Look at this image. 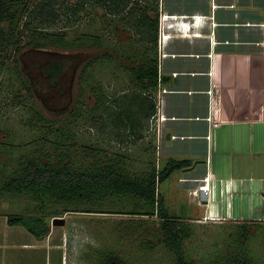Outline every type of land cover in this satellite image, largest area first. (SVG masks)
Listing matches in <instances>:
<instances>
[{"label":"rangeland","instance_id":"rangeland-1","mask_svg":"<svg viewBox=\"0 0 264 264\" xmlns=\"http://www.w3.org/2000/svg\"><path fill=\"white\" fill-rule=\"evenodd\" d=\"M197 1L159 0V58L186 50L181 41L190 35L203 37L196 31L199 16L190 19L179 15L193 10L199 5ZM235 1L236 5L229 7L240 14L224 15L237 23L222 30L224 38L237 28L242 41H258L260 31L252 30L246 35V26L238 23H245L246 16L264 13V0ZM20 14L12 28L20 34L21 47L9 48L0 58V188L19 159L33 154L51 159L63 154L77 169L104 167L115 160L134 176L146 175L154 166L162 170L152 139L153 124L150 126L145 120V128L139 125L136 130L142 136L135 138L130 134L131 128L116 124L112 114L122 105V96L136 89L127 65L131 64L132 55L139 60L143 49L139 36L126 20L109 15L99 6L88 7L77 18L63 16L45 30L53 39L61 35L63 42L34 47L30 44V30L23 26L27 13L23 10ZM151 14L155 15L152 11ZM5 26L9 27V23ZM60 60L67 65L54 84L40 65ZM90 61L93 63L89 72L83 73ZM174 63L165 66L173 70ZM167 86L162 88L165 94L172 90ZM211 89L213 93L215 85ZM101 92L103 106L96 112ZM160 94L161 91L158 99ZM159 117L160 113L157 123ZM172 179L160 183L159 192L166 198L170 214L189 223L190 236L184 242V250L191 263L264 264V212L258 208L259 202L252 214L261 219L206 220L198 210L180 207L184 199L173 189ZM44 202L42 206L26 194H0V235L8 232L5 235L9 244L0 251V257L5 256L0 258V264H101L108 253L117 254L125 264H176L173 252L162 242L161 219L131 213L140 203L137 198L113 196L79 205L53 199ZM243 204L239 194L231 206L227 201L225 216L232 217L234 210L236 217L252 218L247 208L241 211ZM89 207L94 211L83 210ZM10 213L42 214L51 226L52 245L22 247L23 242H33L35 238L23 226L9 225L6 229L5 219ZM56 217L64 218L65 223L52 225ZM247 253L249 259L244 258Z\"/></svg>","mask_w":264,"mask_h":264},{"label":"crops","instance_id":"crops-1","mask_svg":"<svg viewBox=\"0 0 264 264\" xmlns=\"http://www.w3.org/2000/svg\"><path fill=\"white\" fill-rule=\"evenodd\" d=\"M197 2L199 5L193 10L179 15L190 19L199 16L196 31L203 37L190 35L181 41L186 50L159 58L160 75L168 80L160 85L161 117L152 133L158 167L162 164L164 168L170 159L192 161L191 166L176 170L168 179L173 178V189L183 196L180 207L198 210L201 218L261 219L255 218L252 210L259 202L258 208L264 212V13L246 16L245 23H238L246 26V35L252 30L260 31L258 41H242L237 28L227 38L222 32L237 24L231 18H223L240 14L229 7L236 5L235 0ZM168 62H175L173 70L165 66ZM213 85L216 90L209 93ZM166 86L172 89L167 94L162 92ZM210 113L217 116L221 125L209 142L206 117ZM208 184L209 196L205 203L199 204L194 191ZM238 194L244 203L241 211L247 208L252 218L236 217L234 210L232 217L225 216V203L228 201L231 206ZM5 221L6 229L12 226ZM51 232L42 239L30 232L35 241L23 242L22 247L38 249L45 244L49 247ZM5 234L0 235V251L9 246Z\"/></svg>","mask_w":264,"mask_h":264},{"label":"trees","instance_id":"trees-1","mask_svg":"<svg viewBox=\"0 0 264 264\" xmlns=\"http://www.w3.org/2000/svg\"><path fill=\"white\" fill-rule=\"evenodd\" d=\"M71 1L0 0V58L4 57L9 48L21 47L20 34L12 28V24L20 18L23 10L27 13L23 26L30 30L32 35L30 44L34 47L63 42L61 35L53 39L45 30L56 25L63 16L77 18L79 13L88 7L99 6L109 15L126 20L127 25L139 36L143 49L140 59L137 60L136 56L132 55L131 64L127 65L136 89L122 96V105L119 104V110L113 111L112 114L115 115L113 118L116 124L120 122L131 128L130 134L139 138L142 135L136 130L139 125L143 126L145 120H149L150 126L151 124L153 127L156 126L160 85L168 80L167 77L160 75L159 0H77L73 4ZM31 3L32 7L28 8ZM151 11L155 15H152ZM7 23L9 27L6 28ZM92 63V61L86 63L83 73L89 72ZM66 65L65 61L60 60L42 64L40 67L56 84L60 72ZM80 80L83 82L85 79L82 77ZM103 94L101 92L98 96V106L94 108L96 112L103 106V97L101 98ZM124 139L127 140V136ZM62 156L63 154L52 159L36 154L22 157L12 168L11 174L3 179L0 194H26L42 206L47 199L79 205L113 196L137 198L140 203H136L137 207L131 213L156 215L161 219L162 242L173 252L176 264H193L184 250V242L190 236L189 223L170 214L165 198L159 192L160 183L176 170L191 166L192 161L170 159L162 170L154 166L146 175L134 176L121 165L118 166L119 162L115 160L104 167L89 166L77 169L71 161H66L65 156ZM83 210L94 211L92 207ZM7 222L12 226L25 227L38 239L51 232V226L42 214L10 213L7 214ZM244 258L249 259L250 254L247 253ZM101 264L125 262L117 254L108 253Z\"/></svg>","mask_w":264,"mask_h":264},{"label":"built area","instance_id":"built-area-1","mask_svg":"<svg viewBox=\"0 0 264 264\" xmlns=\"http://www.w3.org/2000/svg\"><path fill=\"white\" fill-rule=\"evenodd\" d=\"M196 17V15L194 16ZM209 93H212V89H210L208 91ZM160 119V117L158 118V120ZM206 120L208 121V134L206 135L207 140L210 142L213 134L215 133V130L220 127L221 122L219 121V119L217 118V116L214 113H210L207 117ZM208 180V178L206 179ZM210 189V185H206V186H202L200 188V190H195L194 194L196 196H198V202L199 204L201 203H205L208 196H209V190Z\"/></svg>","mask_w":264,"mask_h":264},{"label":"water","instance_id":"water-1","mask_svg":"<svg viewBox=\"0 0 264 264\" xmlns=\"http://www.w3.org/2000/svg\"><path fill=\"white\" fill-rule=\"evenodd\" d=\"M52 225H62L65 223V219L62 217H56L53 219Z\"/></svg>","mask_w":264,"mask_h":264},{"label":"bare ground","instance_id":"bare-ground-1","mask_svg":"<svg viewBox=\"0 0 264 264\" xmlns=\"http://www.w3.org/2000/svg\"><path fill=\"white\" fill-rule=\"evenodd\" d=\"M197 17V16H196ZM197 20H199V19H197Z\"/></svg>","mask_w":264,"mask_h":264}]
</instances>
